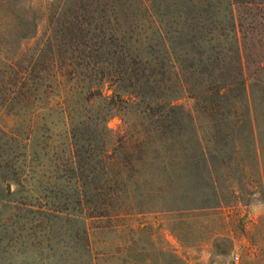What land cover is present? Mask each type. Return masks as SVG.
<instances>
[{
  "label": "trees",
  "instance_id": "1",
  "mask_svg": "<svg viewBox=\"0 0 264 264\" xmlns=\"http://www.w3.org/2000/svg\"><path fill=\"white\" fill-rule=\"evenodd\" d=\"M100 1L0 0V99L24 106L23 131L6 128L22 143L26 167L20 179L4 181L0 241L21 248L29 241L38 254L34 264L42 240L25 233L23 223L31 219L19 211L36 215L33 228L47 229L46 239L58 219L82 223L68 232L77 241L64 242V258L76 253L95 264L87 219L132 214L139 180L147 185L157 177L163 193L170 187L179 207L163 211L194 212L220 203L219 152L227 163L245 164V149L259 169L264 163V0ZM63 78L85 79L86 87L70 91ZM184 96L194 101L191 109L180 102ZM83 100L101 101L102 111L84 113ZM121 110L137 117L134 138L115 136L108 126ZM50 111L61 115L69 135L70 157L55 167L64 172L56 177L74 180L72 201L33 194L26 184L31 163L38 164L36 131L44 138L41 150L49 147ZM182 176L203 180L211 204L180 205ZM11 183L31 194L17 195Z\"/></svg>",
  "mask_w": 264,
  "mask_h": 264
},
{
  "label": "rangeland",
  "instance_id": "2",
  "mask_svg": "<svg viewBox=\"0 0 264 264\" xmlns=\"http://www.w3.org/2000/svg\"><path fill=\"white\" fill-rule=\"evenodd\" d=\"M89 1L101 3L100 0ZM94 16L98 18V15ZM40 32V34L46 32L45 23ZM62 82L73 92L84 91L86 87L85 79L75 81L67 78L64 81L63 78ZM51 97L57 99L54 95ZM81 102L83 103L81 111L84 113L88 109L102 111L101 101L93 105L86 104L84 100ZM180 102L189 109L194 103L186 96L182 97ZM23 113L24 106L21 103L3 105L0 99V193L4 181L7 182L12 177L20 179L26 172L21 157L24 151L22 143L12 141L9 129L6 128L8 125L21 133L24 129ZM117 113L119 115L108 122L113 134L134 138L136 134H130V129L136 123L137 117L123 110ZM60 118L61 115L53 111L47 118L50 127L48 134L51 136L47 142L48 148L41 150V141L44 138L42 132H35L32 148L39 155L38 164L32 162L31 170L26 174V184L33 188L35 191L33 194L56 197L57 202H62L65 195L69 196L71 201L76 196L74 180L56 177L64 175V172L57 169L55 164L57 165L59 160L66 162L70 157L69 135ZM261 138L264 142V131ZM248 154L247 150H241L242 157L247 158L245 164L227 163L223 152L216 155L214 170L220 209L208 208L194 212L163 211L165 207H179L178 198L170 187L167 188L168 192L163 193L161 180L157 177L147 180V185L139 180L134 187L132 202L135 211L132 214L87 219L95 264H232L233 255H238L236 264H264V163L259 169L249 160ZM262 156L264 159V151ZM221 159L225 161L224 164ZM13 166L17 167L16 176L12 171ZM179 184L186 189L180 204L182 206L203 202L211 204L214 199L203 180L196 181L194 178L182 176ZM10 189L15 190L17 195L31 194L24 192L15 183H11ZM144 189L151 192L145 193ZM123 200L125 201V198ZM147 209L151 211L147 212ZM18 214L31 219L23 223L25 233L31 235L34 231L42 240V258L37 260V264L86 263V256L83 258L76 253L68 255L67 259L64 258L66 255L64 242L70 245L76 240L69 239L68 232L74 233L82 223L58 219L50 229V232L52 230L54 233L53 237L46 239L43 235L49 234L47 229L40 231L33 228L32 219L35 214L24 211H19ZM46 244L53 247V256ZM36 252V248L31 247L29 241L25 248L17 244L12 247L5 244V241H0V264H34L38 255Z\"/></svg>",
  "mask_w": 264,
  "mask_h": 264
},
{
  "label": "built area",
  "instance_id": "3",
  "mask_svg": "<svg viewBox=\"0 0 264 264\" xmlns=\"http://www.w3.org/2000/svg\"><path fill=\"white\" fill-rule=\"evenodd\" d=\"M237 261H238V255H233V256L231 257V262H232V264H236Z\"/></svg>",
  "mask_w": 264,
  "mask_h": 264
},
{
  "label": "crops",
  "instance_id": "4",
  "mask_svg": "<svg viewBox=\"0 0 264 264\" xmlns=\"http://www.w3.org/2000/svg\"><path fill=\"white\" fill-rule=\"evenodd\" d=\"M218 197V196H217ZM216 198V197H215ZM219 198V197H218ZM212 209L213 208H217V209H220L221 208V203H219V204H217L216 206H214V207H211ZM205 209H208V208H205ZM203 210V209H202ZM263 210H264V208H263Z\"/></svg>",
  "mask_w": 264,
  "mask_h": 264
}]
</instances>
